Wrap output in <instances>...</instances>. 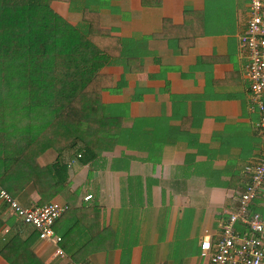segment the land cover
<instances>
[{
  "label": "crops",
  "instance_id": "1",
  "mask_svg": "<svg viewBox=\"0 0 264 264\" xmlns=\"http://www.w3.org/2000/svg\"><path fill=\"white\" fill-rule=\"evenodd\" d=\"M84 5L130 48V60L102 69L111 76L102 103L120 117L117 142L87 162L77 156L79 145L41 152L35 177L52 193L41 202L22 175L12 196L23 206L68 205L53 224L65 254L0 198V264H210L200 241L220 237L244 188V167L264 150L239 51L247 1L51 2L73 23ZM55 162L66 165L65 174L54 172ZM250 209L264 215V193ZM234 227L248 233L240 222Z\"/></svg>",
  "mask_w": 264,
  "mask_h": 264
},
{
  "label": "trees",
  "instance_id": "2",
  "mask_svg": "<svg viewBox=\"0 0 264 264\" xmlns=\"http://www.w3.org/2000/svg\"><path fill=\"white\" fill-rule=\"evenodd\" d=\"M52 1L0 0V186L13 195L25 175L41 202L52 193L35 177L41 152L79 145L87 162L117 142L120 117L102 103L111 84L102 69L132 58L125 39L100 25L97 9L84 5L73 23ZM66 169L54 163L59 175ZM40 170L51 174L50 167Z\"/></svg>",
  "mask_w": 264,
  "mask_h": 264
},
{
  "label": "built area",
  "instance_id": "3",
  "mask_svg": "<svg viewBox=\"0 0 264 264\" xmlns=\"http://www.w3.org/2000/svg\"><path fill=\"white\" fill-rule=\"evenodd\" d=\"M246 1L248 17L239 36V51L246 58L244 74L249 82L251 100L259 108L258 126L264 131V102L261 98L264 94V0ZM243 172L246 177L244 188L238 194L236 209L221 225L220 237L211 242L205 235L200 241V254L207 257L210 264H264V215L250 209L252 201L264 193V150L253 164L244 167ZM0 198L23 223L34 227L40 239L53 243L57 255L65 254L59 246L61 236L55 233L53 224L68 208L66 203L49 201L23 206L2 186ZM90 198V194L84 196V200ZM236 222L243 224L248 233H239L234 227Z\"/></svg>",
  "mask_w": 264,
  "mask_h": 264
},
{
  "label": "rangeland",
  "instance_id": "4",
  "mask_svg": "<svg viewBox=\"0 0 264 264\" xmlns=\"http://www.w3.org/2000/svg\"><path fill=\"white\" fill-rule=\"evenodd\" d=\"M77 5H78L77 3H75V4H71V5H70L71 10H72V9H75V7H76ZM74 13H76V10H75ZM74 13H72L71 15H73ZM71 15H70V16H71ZM69 19H70V18H69ZM69 19H68V20H69ZM70 20L73 21V19H70Z\"/></svg>",
  "mask_w": 264,
  "mask_h": 264
}]
</instances>
